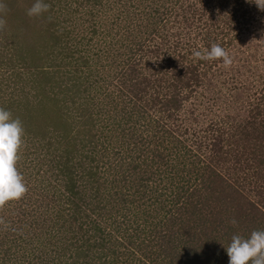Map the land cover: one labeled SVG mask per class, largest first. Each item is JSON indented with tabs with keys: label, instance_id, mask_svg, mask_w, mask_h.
I'll return each instance as SVG.
<instances>
[{
	"label": "rangeland",
	"instance_id": "obj_1",
	"mask_svg": "<svg viewBox=\"0 0 264 264\" xmlns=\"http://www.w3.org/2000/svg\"><path fill=\"white\" fill-rule=\"evenodd\" d=\"M47 2L50 4L48 12L37 18L26 14L32 0H0V17L5 21L0 29V107H10L12 116L22 122L23 144L16 167L27 187L22 198L0 207V264H19L15 255L20 254L13 243L20 234L25 237L16 246L31 247L30 250L38 254L41 247L64 246L60 244L63 241L52 238V214L57 210L64 213L68 204L65 199L57 204L59 201L53 199V187L58 188L61 180L52 172L66 158L70 159L71 168L77 163L83 169L86 165L96 166L89 160L102 151L104 137L114 132L123 152L134 153L133 146L143 150L146 147L163 155L174 146L180 149L171 165L175 164L179 173L180 167L185 166L182 176L189 179V184L168 180V167L154 163L163 180L148 182V188L140 189L143 200L133 196L131 206L120 201L128 216L139 207L150 210L147 223H154L157 231V225L169 223L167 211L172 200L170 198L164 207L161 202L168 198L159 197L157 192L166 193L177 185V192L185 193V199L179 198L185 203L180 218L190 224L185 227L190 234L180 229L181 226L173 228L177 237L183 236L179 247L184 250L178 248L174 260L169 259L171 253H168L169 262L218 264L221 258L217 251L227 240L230 242L232 235L246 237L253 230L264 229V9L258 8L254 0ZM125 29L136 37L141 49L133 46L134 55L124 56L125 47L120 46L122 36L116 32L122 33ZM134 38L128 35L127 43ZM212 44H219L228 52L230 65L194 55L196 51L205 53ZM129 57L132 58L130 65L123 66L122 62ZM134 63H137L135 75L124 76L134 68ZM191 68L194 74L187 73ZM38 69L43 79L50 76L52 80L45 88L34 75ZM171 72H179L181 77L178 83L183 89L179 88V95L175 96L179 105L164 100L171 95L164 88L166 83H162V89L153 85L155 77L165 76L167 82L170 81ZM137 75L140 81L143 77L146 80L142 87L132 88L130 92L127 87L136 84ZM45 91L50 96L46 100L41 99ZM155 95L164 104L151 105L150 98ZM127 97L136 107L134 111L129 110L132 121L123 123L124 131H120L111 119L124 115L119 110ZM85 108L90 118L79 117ZM77 118L80 124L86 125V134L97 140L95 151L88 147L82 151L78 138H70L73 121ZM162 124L166 130L169 127V133L156 130L157 125ZM68 135L70 145L61 139H67ZM143 154L147 158L145 164L155 158L151 152ZM38 155L47 165L37 174L33 166ZM95 161L102 175L97 180L102 185L99 191L111 192V205L121 193L133 192L134 180L120 188L116 181V189H112L113 185L108 183L119 172L113 173L106 159H99V154L95 155ZM116 162L112 161L113 165ZM49 166L53 170L50 171ZM155 168L149 171L153 173ZM84 180L82 185L78 183L81 190L86 176ZM192 181L199 185L196 191L191 190ZM149 188L157 192L149 193ZM59 189L63 192L62 186ZM192 194L196 197L186 200ZM114 206L120 207L117 203ZM50 207L55 209L48 217L46 209ZM114 208L107 205L106 212L100 208L95 213L104 231L113 232L114 237L123 242L135 236L141 249L147 247V256L155 259L145 231L135 234L115 231L114 222L123 215L121 207ZM81 210L86 214L90 212L83 205ZM23 212L25 215L19 214ZM199 229L202 230L199 232ZM100 237L101 234L96 238ZM189 237L194 242L191 247L184 244ZM49 238L52 244L48 243ZM68 254H58L55 260L70 263L72 259ZM162 262L165 264L166 259Z\"/></svg>",
	"mask_w": 264,
	"mask_h": 264
},
{
	"label": "trees",
	"instance_id": "obj_2",
	"mask_svg": "<svg viewBox=\"0 0 264 264\" xmlns=\"http://www.w3.org/2000/svg\"><path fill=\"white\" fill-rule=\"evenodd\" d=\"M82 1V0H81ZM88 1V0H85ZM100 0H94L95 3H99ZM79 3V2H78ZM80 4V3H79ZM46 17H44L45 20ZM46 22V21H45ZM46 24H49L48 22H46ZM126 32V36L124 35V33ZM131 32L130 30L125 29L124 32H116L117 34H120V36H122V41L123 44H121L120 46H124L126 51H124V56H129V55H134L133 53V46L137 49V50H141L139 49V44L137 41H135L134 36L129 33ZM95 33V32H94ZM128 35L130 37H133L134 40L130 43L127 41L128 40ZM115 41V40H113ZM112 42V41H111ZM126 43V44H125ZM112 45L114 46L115 44L112 42ZM129 53V54H128ZM130 58V59H129ZM124 59V61L122 62L123 66L126 65H130L128 64L130 61H132V58L129 57ZM139 60H141V58H139ZM137 63H134L132 66L134 68H130L129 72H125L123 75L130 77L135 75V66ZM151 71H154L153 68H150ZM187 73L188 74H194L195 72L191 69H187ZM42 71L40 69L36 70L35 72V76L39 81V85H43V87H47L46 84L48 82H52V80L50 79V76H47V79H43L42 77ZM41 74V75H40ZM142 74V73H140ZM176 73L171 72L170 75V81L165 79V76L162 77H155L154 79V84L155 87H157V89H162V83H166L165 87L166 89H168L169 93H171V95H169L168 98H165L164 100L167 103L173 104V105H179V102L177 101V99L175 98V96L179 95V88H182V85H180V73L178 72L176 75ZM45 75V74H44ZM175 75V76H174ZM35 80V79H34ZM146 79L143 77V79H141L139 76H136V84H130L131 87H127L130 92L137 87H142L143 83ZM33 82V80L31 81V83ZM149 83V82H148ZM37 84V83H36ZM50 84V83H49ZM188 86V84H186ZM134 86V87H132ZM50 89H53V86H49ZM120 87V86H119ZM36 89V88H34ZM39 89V88H38ZM48 92H44V95L41 96L42 98L49 99L50 96L47 95ZM123 92H120V95H122ZM158 95H155V97H153V99L150 98L151 100V105L156 106V105H162L164 103H160V100H158ZM116 106V105H115ZM135 102L131 99L127 97V101L126 103L120 107V112L124 113V115H122L121 117L117 118H112V122H114V125L117 128L123 129V123H130L132 121V115H130V111L129 110H135ZM10 107H6L5 109L9 110ZM82 108V105H81ZM116 108V107H115ZM88 108L83 109L80 113H79V117L80 118H84V117H89V114L86 112ZM165 109V108H164ZM126 110V111H125ZM167 110V109H166ZM128 114V115H127ZM69 115V114H68ZM67 115V116H68ZM171 114H169L170 117ZM168 117V118H169ZM90 118V117H89ZM77 118L75 121H73V127L72 130L70 132V134H72L70 138H78L80 144H81V149L83 151L84 147H88L90 148L92 151H95V147L97 145V140L94 139L93 135H89L86 134V131L84 130V128L86 127L83 126V124H80V122H78ZM123 120L121 123L119 122L120 120ZM165 119H167V116L165 117ZM128 123V124H129ZM135 123V121H134ZM162 124L157 125V129L160 133H169V127L166 129H164ZM113 126V125H112ZM116 128V129H117ZM115 129V131H117ZM108 130V127H107ZM127 130H130V128H128ZM133 130V128H132ZM126 132V130H125ZM133 132H136L135 130H133ZM62 133V132H60ZM69 134V135H70ZM75 134L77 136H75ZM63 135H65V133H63ZM62 135V136H63ZM69 135L66 139L65 138H61V139H65V143L67 145H70L68 143V138ZM57 138V136H56ZM105 141H104V146H102L101 144V152L100 153H96L99 154V159L105 160L108 162V168L111 169L113 171V173H117L119 172V175L114 179L111 180L110 183H108V185H113L112 189H116V181H118V183H120L119 187H123L126 186V183L132 182V180L136 181L134 186H133V192H130V190H128L126 193H121L119 199L114 203L117 205L119 204L120 207H115L114 204L111 205L110 204V198L112 196L111 192L108 191V189H105L103 193H101L99 190L102 187L101 184H99L97 182V180L99 178L102 177L101 173L99 172V165L97 163V161H95V155L93 156V158L90 161H92L94 164L96 163V166H87L86 165V169H83L81 167V164L77 166L75 165L73 168H71V166L69 167L70 163V159L66 158L63 162H62V167L58 166L56 168H54V171L52 173H55V176H58L59 180H61V184L58 186V180H56V186H58V188L53 187V191L52 192V197L53 199H56L57 203H60L62 200L65 199L66 203L68 204V209L67 211H65L64 213L57 210L53 212V216H54V226L53 229H51L52 231V238L55 240L59 241H63L60 244L64 245L63 247H58V245H54L51 247H46L43 248L41 247V251L40 254L36 253V251H32L30 250L31 247L28 246H16V245H20L19 242L22 241L25 237V235L20 234L18 236V238H16L17 240L14 241L13 246L14 248H16V251L19 252V256L15 255V259L17 260V263L19 264H163L162 259H166V263L165 264H180V260H178L177 262L179 263H175V261H168V253L169 254V259L174 260L176 258L174 257V252L179 248L180 251L184 250V247H179L181 246V241L182 238L177 237V232H173V228L178 225L181 226L180 229L185 230L187 233L190 234V230H186L185 227H189L190 224L182 221L181 215L183 214L182 212L185 209V203L184 201H180L179 198H184L185 199V193H181V192H177V190L179 189V187L177 185H174L172 187V189L168 192H164V193H160L157 192L155 189V192H157L159 197H163L164 199L168 200H162V205L164 207H166L167 202L169 201V199L171 198L172 200L169 202L168 205H170L168 207V222L169 223H165L163 225L159 224L160 227L157 225V231L154 230L155 228V224L154 223H147L148 221V217H149V212L150 210H141V208L139 207L138 211H134L131 215L128 216V214L126 213L125 210H123L120 201L122 202V204L126 203L129 204L130 206L132 205V197L136 196L140 199L143 200V197L140 195V189H144V188H148V182L154 180L155 182H161L163 180L162 177V173L155 168V164L156 165H160V164H165L168 167L167 170V174H168V180H177L178 183L179 182H183L184 181V185L189 184V179H184V177L182 176V167H185L184 165L180 167V173L178 171H176V167L175 164L171 165L173 163V161L175 160L178 152H179V148H175L176 146H174L173 148L168 149V154L167 155H163V154H155L154 152H152L153 150H149L146 149H138L135 148V146H133L131 148V151H135L134 153L131 154V152H123L121 151V149H119L118 146H120L119 144L121 143V141L119 140L118 135L114 132V135H106L105 137ZM114 144V145H113ZM66 145V146H67ZM65 146V147H66ZM185 147V146H184ZM173 149V150H172ZM177 149V150H175ZM148 151V152H146ZM153 153L151 154V156H154L155 158L153 159L152 162H149L148 164H145L146 161V154L143 153ZM84 153V152H82ZM185 154L188 155L189 151L186 150ZM40 155V154H39ZM37 156V158H34L35 162H34V170H36L35 172L38 174L41 170H42V166L45 165L46 163L43 162V158H39L40 156ZM81 156H85V154H81ZM145 157V158H144ZM193 158V157H190ZM168 160V161H165ZM117 161L115 165H113L112 161ZM170 161V162H169ZM88 162V163H89ZM102 162V161H101ZM103 163V162H102ZM155 163V164H154ZM47 165V164H46ZM172 167H170V166ZM144 167V170H143ZM151 168H155L156 170L152 173L149 171V169ZM48 169L51 171L53 170L50 166L48 167ZM167 169V168H166ZM169 169H173V170H169ZM175 169V170H174ZM57 172H56V171ZM164 173V172H163ZM86 176L87 181L86 184L84 183L83 186H81L82 190L79 187V184L82 185V183L85 181L84 177ZM39 177V176H38ZM43 180H41L40 183H42ZM79 183V184H78ZM193 185L191 189L192 191H196L197 188L199 187V185H194L195 181H192ZM180 187H183L182 184H180ZM60 186H62L63 188V192L60 191ZM204 186V184H203ZM205 189V186H204ZM47 190V189H46ZM126 190V189H125ZM124 190V191H125ZM149 193L153 192L155 193L152 188L148 189ZM123 191V192H124ZM65 192V193H64ZM115 193H118L115 191ZM114 193V194H115ZM26 194V193H25ZM24 194V195H25ZM156 194V195H157ZM196 196L195 195H190L186 200L190 201L193 200ZM149 200H151V197H149ZM147 203H149V201L146 199ZM160 203V202H159ZM150 204V203H149ZM85 206L86 209H90V212L86 214L83 213V211L81 210V207ZM107 205H110L112 208L114 209H118L120 208V213H122V218L120 219H116V221L114 222V224H116V226L114 227L116 230L115 231H132L134 234L138 231H145L148 235H149V245L150 248H153L154 250L152 251V253L155 255V259H150L147 256V252H146V248H142L141 249V245L139 243V241L137 239H134V237L131 236L132 233H130L129 236V240L124 241L121 240V238H116L114 237L113 232H105L103 227L100 225V222L96 219L95 213L98 211V209H102L104 208L105 212L107 210ZM102 206V207H101ZM52 208L50 207L49 210L46 209L47 213H48V217L51 215L52 211L55 209V207L51 210ZM100 209V210H101ZM51 210V211H50ZM33 211V209L31 210ZM152 211V210H151ZM166 213V212H165ZM21 215H25V212L23 213H19ZM18 215V214H17ZM94 216V217H93ZM137 218V219H136ZM179 221V222H178ZM13 222V221H12ZM10 222V223H12ZM177 222V223H176ZM160 223V222H158ZM150 225V226H149ZM165 225V226H164ZM149 226V227H148ZM179 229V231H181ZM191 229L194 230V227H192ZM202 229H199V232ZM13 231H15V228L13 229ZM101 234V237L99 239H97L96 237ZM242 237H244L243 235H241ZM248 235H246L247 237ZM229 239V238H228ZM137 240V243H136ZM17 242V243H16ZM52 240L49 238L48 239V243L52 244ZM16 243V244H15ZM189 244V247H191V245L194 243H192V238L189 237V240L184 242V244ZM229 241L227 240L226 243L223 245V248L218 250L217 254L220 256V260L218 262V264H228V256L226 254L225 248L227 247ZM147 244V245H148ZM145 245V246H147ZM148 245V247H149ZM1 246V243H0ZM225 247V248H224ZM65 249V250H64ZM3 251V250H2ZM51 252H53V255H50ZM64 252H68V257L72 259V262L70 263H62V262H57L55 259L57 258V255L64 253ZM164 256V257H163ZM149 259V260H148ZM24 260V261H22ZM193 260V259H192ZM195 260V259H194ZM185 261V260H184ZM188 261V260H187ZM191 261V260H190ZM182 264H189L186 262H182Z\"/></svg>",
	"mask_w": 264,
	"mask_h": 264
},
{
	"label": "clouds",
	"instance_id": "obj_3",
	"mask_svg": "<svg viewBox=\"0 0 264 264\" xmlns=\"http://www.w3.org/2000/svg\"><path fill=\"white\" fill-rule=\"evenodd\" d=\"M254 2L258 8L264 9V0ZM49 8L47 0H32L26 14L39 18ZM4 24L5 21L0 17V29ZM194 55L198 58L219 60L225 66L231 64V57L219 44H212L203 54L196 51ZM23 136L24 128L20 119L14 118L8 109L0 107V207L9 201L22 198L27 191L23 177L16 167ZM232 223L235 224L236 221L233 220ZM225 251L228 264H264V229L253 230L247 237L232 235Z\"/></svg>",
	"mask_w": 264,
	"mask_h": 264
}]
</instances>
